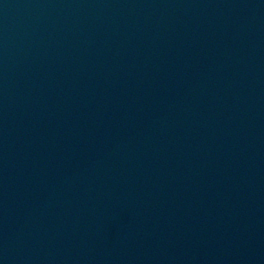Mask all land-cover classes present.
Returning <instances> with one entry per match:
<instances>
[{
    "label": "water",
    "instance_id": "water-1",
    "mask_svg": "<svg viewBox=\"0 0 264 264\" xmlns=\"http://www.w3.org/2000/svg\"><path fill=\"white\" fill-rule=\"evenodd\" d=\"M0 264H264V0H0Z\"/></svg>",
    "mask_w": 264,
    "mask_h": 264
}]
</instances>
